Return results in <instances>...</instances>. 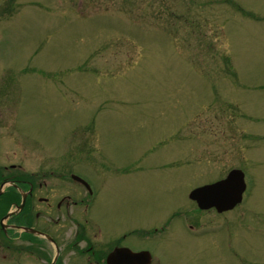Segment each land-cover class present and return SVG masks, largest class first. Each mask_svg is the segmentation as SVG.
Masks as SVG:
<instances>
[{
  "label": "rangeland",
  "instance_id": "obj_1",
  "mask_svg": "<svg viewBox=\"0 0 264 264\" xmlns=\"http://www.w3.org/2000/svg\"><path fill=\"white\" fill-rule=\"evenodd\" d=\"M0 100L9 161L27 171L51 155L138 157L105 210L137 209L139 226L157 218L137 195L170 193L157 178L191 188L242 168L243 201L202 217L213 233L198 240L214 243L196 255L264 264V0H0ZM156 158L169 161L147 168Z\"/></svg>",
  "mask_w": 264,
  "mask_h": 264
},
{
  "label": "flooded vegetation",
  "instance_id": "obj_2",
  "mask_svg": "<svg viewBox=\"0 0 264 264\" xmlns=\"http://www.w3.org/2000/svg\"><path fill=\"white\" fill-rule=\"evenodd\" d=\"M5 101L0 100L1 108L6 106ZM0 120V244H6L8 264L10 256H21L19 264H201V256L196 253L214 243L211 237L198 240L213 233L203 228L202 217L228 211L201 209L187 198V193L217 181L219 176L191 188H179L172 175L157 178L170 193L161 196L148 190L137 195L136 202L141 197L146 200V211L153 210L143 216L157 218L151 225L139 226L137 209L132 214L121 207L105 210L106 202L116 201L119 206L126 196L128 188L123 185L127 175L138 169V157L123 160L87 156L75 163L74 159L60 161L51 155L41 157L36 169L27 171L20 164L10 163L6 121L1 115ZM38 149L43 153L45 147L40 145ZM166 161L169 160L156 158L146 166H164ZM74 174L83 181L74 179ZM155 200L172 203L173 207L166 210L165 206L164 211L159 207L156 211L150 205ZM231 224L224 225L227 234ZM187 240L192 242L187 244ZM161 247L163 250H159Z\"/></svg>",
  "mask_w": 264,
  "mask_h": 264
},
{
  "label": "water",
  "instance_id": "obj_3",
  "mask_svg": "<svg viewBox=\"0 0 264 264\" xmlns=\"http://www.w3.org/2000/svg\"><path fill=\"white\" fill-rule=\"evenodd\" d=\"M244 190V184L242 182V176L239 175L237 170L229 172L225 179L218 181L214 184L204 186L198 189L193 190L190 193V197L197 199L196 196L202 193H214L216 196L224 198L225 204L220 207L219 211L222 209H227L232 207L234 204L240 201L241 193Z\"/></svg>",
  "mask_w": 264,
  "mask_h": 264
},
{
  "label": "bare ground",
  "instance_id": "obj_4",
  "mask_svg": "<svg viewBox=\"0 0 264 264\" xmlns=\"http://www.w3.org/2000/svg\"><path fill=\"white\" fill-rule=\"evenodd\" d=\"M248 199V198H247ZM247 201V200H246Z\"/></svg>",
  "mask_w": 264,
  "mask_h": 264
}]
</instances>
